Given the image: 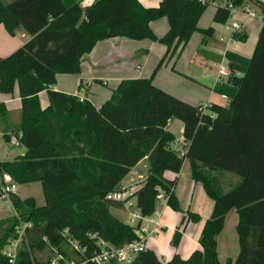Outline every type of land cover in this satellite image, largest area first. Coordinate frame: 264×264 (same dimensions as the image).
Segmentation results:
<instances>
[{
    "label": "trees",
    "instance_id": "16d2710c",
    "mask_svg": "<svg viewBox=\"0 0 264 264\" xmlns=\"http://www.w3.org/2000/svg\"><path fill=\"white\" fill-rule=\"evenodd\" d=\"M82 2L0 0V24L6 32L14 35L22 29L29 36L15 52L0 58V93L11 94L17 86L21 103L18 124L2 135L26 148L14 160L0 161V174L19 185L40 183L45 198V204L37 206L33 198L20 200L10 194L18 215L0 234V264H10L3 251L24 223L28 226L15 264H50L57 255L62 257L59 264L72 262L63 250L68 239L84 250L73 262L93 264L84 262L101 251L99 240L115 248L138 240L139 224L132 226L111 213L123 208L127 198L107 196L119 191L118 185L143 159L148 163L146 176L131 194L142 217L153 215L159 192L167 197L169 208L181 212L176 179L164 174H178L185 160L213 210L203 226L200 249L188 258L174 254L164 262L146 250L131 264H221L217 238L231 210L238 215L239 251L233 262L224 264H264V19L249 58L225 54L230 73L214 91L226 96L227 104L193 106L157 88L153 79L166 62L180 56L195 32L202 34L200 46L214 36L213 27L197 26L208 6L198 0H158L150 7L139 0H93L86 6ZM161 18H166L168 30L157 37L150 25ZM229 18L226 9L218 8L212 22L223 24ZM233 37L245 42L248 34ZM114 38L150 40L166 51L149 77L121 81L99 108L53 89L58 75L79 74L83 57L98 42ZM82 87L80 82L78 90ZM41 92L47 95L46 107L40 105ZM7 116L0 103V119ZM172 120L182 123L181 144L167 130ZM225 175L237 179L229 189ZM198 221L196 214L184 212L172 245L178 244L188 222ZM45 250L56 253L33 259Z\"/></svg>",
    "mask_w": 264,
    "mask_h": 264
},
{
    "label": "crops",
    "instance_id": "0c3cea01",
    "mask_svg": "<svg viewBox=\"0 0 264 264\" xmlns=\"http://www.w3.org/2000/svg\"><path fill=\"white\" fill-rule=\"evenodd\" d=\"M139 1L147 7L155 6L158 3L157 0ZM259 20L260 19H252L245 21L243 23L242 32H245L249 36V31L255 30L257 37L262 26V22H258ZM150 26L157 37L163 36L168 30L166 18L158 19L152 22ZM231 37H233L232 33L229 39ZM201 39L202 37L197 33L193 34L180 56L171 59L161 67L153 79V84L157 88L193 106L209 103L225 106L227 104L226 96L220 95L214 91L217 74L214 77V75H211V72L215 70L214 67L217 68L216 62L213 66L210 64L216 58L220 57L221 59L222 54L210 53L206 55V61L203 64L205 69L209 71H207L208 74L205 73L203 75L205 78L202 81H198L190 72L195 65L194 60ZM229 39L222 53L227 47V51H231L245 58L250 57L244 54L242 51L243 49L230 46V43L240 42L235 41L234 37V41L229 42ZM28 40L29 36L25 34L22 29L16 30L14 35H9L3 25L0 24V58L11 55ZM194 42H196V44ZM165 51L166 48L164 45L150 40L133 41L124 38H114L100 41L90 54L83 57L79 74L58 75L53 89L57 92L78 95L79 97L82 96L94 107L99 108L110 98L111 90L116 88L121 81L149 77L158 61L164 56ZM225 78L226 77H222L221 80L223 81ZM206 79L208 80L206 81ZM80 82L83 83V87L78 90ZM39 100L41 107L47 106L48 101L45 92L39 94ZM0 103L4 105L8 113L5 119H0V161H12L10 159L14 160L24 155L26 152V148L24 147L23 152L14 153V150L11 149L9 144L13 143L14 146H20L22 144L15 138L7 142L2 135L4 129H8L9 126H15L20 119L21 103L17 86L14 87L11 94L0 93ZM167 130L175 135L177 142L182 139V123L180 121H170L167 125ZM177 131H180L178 138L176 136ZM187 162V160L183 162L182 168L178 174L171 172H166L164 174L169 180L176 179L174 193L179 201L181 212H176L171 209H168V213L164 212L169 208L164 202L163 207L159 211L153 213L154 216H159L162 228L157 231L155 236L145 240L147 250L153 251L156 256L164 262L169 261L174 254H178L182 259H186L194 251L200 249L199 238L203 226L213 210V202L207 197L201 184L192 180L189 163L187 164ZM147 169V160H141L118 185L119 191H125L127 202L123 208L114 209L116 216L111 211L116 218L117 213L127 212L129 210V199L132 193H128V188L135 187V189H137L140 182L146 176ZM0 178V185H2L6 180V175L0 174ZM236 181L237 179L235 177L225 175V189H229ZM15 196L17 197V195ZM131 200H134V203H136L135 198ZM188 211L196 214L199 217V221L196 223L188 222L182 231V236L178 244L173 246V236L180 227L184 212ZM11 215L12 212L8 214V217ZM136 215H139L138 209L136 213H132V219H134ZM132 219H130V222ZM0 220L3 219L0 218ZM237 222L238 215L235 210H231L217 238V259L221 264H224L228 259H231L233 262L238 255ZM164 238L167 239V243H162L165 241Z\"/></svg>",
    "mask_w": 264,
    "mask_h": 264
},
{
    "label": "built area",
    "instance_id": "2783aa9c",
    "mask_svg": "<svg viewBox=\"0 0 264 264\" xmlns=\"http://www.w3.org/2000/svg\"><path fill=\"white\" fill-rule=\"evenodd\" d=\"M93 0H83L82 6L89 5ZM202 5L212 6L215 9L221 8L226 9L230 14V19L221 24V27L225 31H230L232 34L242 32L243 23L247 20L252 19H264V0H247L241 5H236L234 0H198ZM235 17H240L237 19ZM234 41L233 37L229 39V42ZM227 52V47L221 55L220 62L218 63V71L216 83L221 81L222 77H227L230 73L227 67V60L225 58V54ZM80 101H83L84 98L82 96L79 97ZM15 141V140H14ZM16 142V141H15ZM183 138L178 141V143H183ZM9 176L6 175V180L4 181L6 185H4L1 189L3 195L14 194L16 187L13 183H9ZM135 191V187L128 188V193H133ZM127 195L125 191H117L114 193H110L107 198L116 201H122L126 199ZM164 201L166 203L167 197L163 194V192H159L158 201ZM132 226H137L136 234L138 235V240L126 244L122 247L115 248L111 246L109 243H106L102 240H99L98 245L101 251L94 256H92L88 261L84 263H93V264H131L135 256L139 252H143L147 250L145 245V240L149 237L155 236L157 231L162 228V225L159 221V216H147L142 217L140 214L136 215L134 219L131 220ZM28 226V224L24 223L17 229V237L10 241V243L6 246L3 251V254L9 258L10 264H15L17 252L20 247L22 241V235L24 229ZM63 235H66V231H64ZM68 247L73 254L76 255L77 252H83L84 250L79 247V245L68 239ZM61 255H57L56 257L51 259L50 264H59V260L61 259ZM67 264H76L71 260Z\"/></svg>",
    "mask_w": 264,
    "mask_h": 264
},
{
    "label": "rangeland",
    "instance_id": "374dc122",
    "mask_svg": "<svg viewBox=\"0 0 264 264\" xmlns=\"http://www.w3.org/2000/svg\"><path fill=\"white\" fill-rule=\"evenodd\" d=\"M5 3H9L12 0H3ZM152 1V0H149ZM156 1V0H154ZM158 1V0H157ZM215 11V8L212 6H209L205 12L202 14V16L199 19V22L197 24L199 29H206L208 27H213L215 29V34L213 37H206L207 40V44L206 45H199V48L197 49L196 52V57H195V65L193 66L192 70H190L191 74L196 77V79L198 81H202L205 77L203 76L205 73H207L205 67H204V62L206 61V55L210 54V53H215L218 55L222 54L223 48L226 45L231 32L230 31H225L220 24H215L212 22V15ZM237 19H240V17H235ZM257 21V20H256ZM258 22H262L261 20H259ZM198 34L199 36L202 37V34H200L199 32H195L194 34ZM192 37V36H191ZM191 39V38H190ZM222 39V40H221ZM256 31L255 30H250L249 31V36L248 39L242 43H230L231 47H239L240 49H243L242 51L244 52V54L251 56L253 49H254V45L256 44ZM190 41V40H189ZM196 44V42H194ZM216 62V67H214L215 70H213L211 72V75H214V77L217 74L218 71V63L220 62V57L216 58L214 61H212L210 64L213 66V64H215ZM208 74V73H207ZM212 78V77H211ZM210 78V79H211ZM209 79V78H208ZM206 79V81L208 80ZM179 132L177 131L176 136L178 138L179 136ZM11 149L14 150L15 152H23L24 151V146L20 145V146H14L13 143L9 144ZM13 160V159H10ZM188 164V162H187ZM1 179V178H0ZM9 183H13L16 187L15 190V195H17L18 198H20L21 200L27 199V198H33L36 202L37 206H43L45 204V198L42 192V187L40 185V183H31V184H23V185H19L16 184L11 178H9L8 180ZM6 185L5 182H3V186ZM2 186V187H3ZM2 189V188H1ZM3 195V194H2ZM133 197H130V206H129V210L127 212H120L117 213V218L127 224L132 225V223L130 222V219H132V213H136L137 212V207L134 203V200H131ZM164 205V201H158L156 202L155 205V211H159ZM166 208V207H165ZM168 209L171 208H167L166 213H168L167 211H169ZM172 210V209H171ZM112 213L115 215V210L111 209ZM12 212V215L8 217V214ZM16 215H18V213L15 211V209L13 208V202H12V197L11 195H3L0 197V218L3 220H0V234H2V231H4V229L6 228V224L7 222L13 218L16 217ZM116 216V215H115ZM8 217V218H6ZM6 218V219H4ZM169 233V232H168ZM164 242L162 243H167V239L164 238ZM64 252L69 256V258L73 261L76 260V255L73 254L71 252V250L69 248H65L63 249ZM53 252V253H52ZM52 252H50L49 250H45L41 253L36 252L33 256L34 260H40V259H46L47 257L51 256L53 257V255H55V251L52 250ZM54 258V257H53Z\"/></svg>",
    "mask_w": 264,
    "mask_h": 264
}]
</instances>
